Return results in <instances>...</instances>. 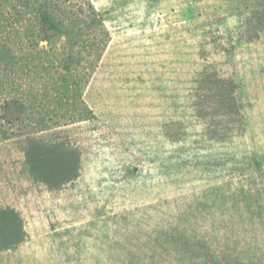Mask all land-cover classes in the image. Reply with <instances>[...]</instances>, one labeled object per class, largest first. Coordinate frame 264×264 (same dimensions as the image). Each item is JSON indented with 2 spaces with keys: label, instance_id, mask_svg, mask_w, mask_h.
I'll return each mask as SVG.
<instances>
[{
  "label": "rangeland",
  "instance_id": "374dc122",
  "mask_svg": "<svg viewBox=\"0 0 264 264\" xmlns=\"http://www.w3.org/2000/svg\"><path fill=\"white\" fill-rule=\"evenodd\" d=\"M91 1L89 119L47 78L0 141V264H264V0Z\"/></svg>",
  "mask_w": 264,
  "mask_h": 264
},
{
  "label": "trees",
  "instance_id": "16d2710c",
  "mask_svg": "<svg viewBox=\"0 0 264 264\" xmlns=\"http://www.w3.org/2000/svg\"><path fill=\"white\" fill-rule=\"evenodd\" d=\"M110 40L105 19L91 0H0V141L29 137L30 129L45 125H28L26 116L29 103L43 114L49 93L31 82L47 78L63 82L58 94L72 106L65 108L72 110V121L89 119L87 106L74 103L82 100ZM59 43L61 52L55 49ZM56 64L58 77L51 74Z\"/></svg>",
  "mask_w": 264,
  "mask_h": 264
}]
</instances>
